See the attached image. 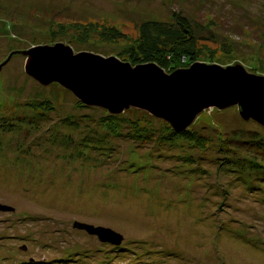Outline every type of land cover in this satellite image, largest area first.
<instances>
[{"label":"rangeland","instance_id":"1","mask_svg":"<svg viewBox=\"0 0 264 264\" xmlns=\"http://www.w3.org/2000/svg\"><path fill=\"white\" fill-rule=\"evenodd\" d=\"M176 17L187 19L203 39L194 45L196 63L241 65L264 77V0H0V20L19 25L8 36L0 26L1 107L54 106L40 134L0 129V204L15 208L0 211V264H264V176L244 161L264 165V153L240 141L230 144L240 149L231 159L221 151L233 133L239 140L250 141L254 133L264 139V127L243 120L237 107L211 108L196 118L187 130L209 140L200 149L183 140L173 147H138L115 138L111 153L73 161L66 159L67 148L48 143L69 132L64 119L84 124V116L99 121L103 113L80 109L59 84L44 87L29 77L21 51L44 45L57 32L76 55L130 64L125 49L140 39L142 27ZM29 25L39 29L31 33ZM153 128L155 139L165 136L161 123ZM85 132L74 137L80 141ZM131 148L150 163L145 170H127ZM189 154L192 170L184 162ZM75 222L110 228L124 240L120 246L103 243L75 229Z\"/></svg>","mask_w":264,"mask_h":264},{"label":"water","instance_id":"2","mask_svg":"<svg viewBox=\"0 0 264 264\" xmlns=\"http://www.w3.org/2000/svg\"><path fill=\"white\" fill-rule=\"evenodd\" d=\"M22 55L27 58L26 74L40 85L59 84L86 106L114 115L135 108L184 132L208 109L237 107L243 120L264 127V77L241 65L195 63L169 74L154 63L134 67L115 57L76 55L62 43L34 47ZM0 211L11 213L15 208L0 204ZM74 228L111 245L120 246L124 240L110 228L81 222H75Z\"/></svg>","mask_w":264,"mask_h":264},{"label":"trees","instance_id":"3","mask_svg":"<svg viewBox=\"0 0 264 264\" xmlns=\"http://www.w3.org/2000/svg\"><path fill=\"white\" fill-rule=\"evenodd\" d=\"M15 24L16 25L12 22L0 20V26H2V28H0L3 29L2 31L5 33L4 35L8 36L9 33H11V29L17 30V26L19 25L17 23ZM29 27L31 26L29 25ZM38 29L39 27L37 26L30 28L31 33L36 32ZM62 29L63 27H60V30ZM44 35L45 34L43 33V36ZM85 36L87 37L88 33H86ZM59 37V33L56 32L53 34L52 39L47 40V43H44V45L36 44L35 46H55L61 43L59 42ZM201 41H203V39L194 35L187 19L176 17V21L174 23L150 22L149 24L144 25L141 29L140 39L136 43L132 42V44H128V47L125 49L127 50L125 51V55L129 56L128 62L134 67L154 63L167 73L174 72L178 69L189 68L198 61V53L194 49V45ZM19 52L20 50H16L12 54L18 55ZM21 52L23 53L26 51L24 50ZM2 66H4V64ZM2 68H0V70ZM78 107L80 109H86L87 111L102 112L103 116L99 121L93 120L92 117L84 116V124L72 117L66 118L62 122L69 126V129L67 128L69 132L64 134L63 137H60V135L56 133L48 140V143L53 149L57 147L63 149L67 148L70 154L66 157V159L73 161L78 159L89 160L90 156L88 153L91 152L101 155L111 153L114 149L112 140L115 141V138L128 139L134 145L139 144L138 147H144V145L147 146L151 142L154 145L157 143V145L160 146L170 145L173 147L177 146L180 140H183L188 143L190 148L200 149L201 147L205 148L209 142L208 139L206 140L204 137H201L196 131L186 130L184 132H177L164 120H157L147 112L137 109L126 110L123 114L116 116L108 111H104L103 109L101 110L97 107L86 106L80 101H78ZM13 108L17 110H11L8 112L3 110L5 109V106L1 107L0 103V129H2L5 133H9V135H13L22 130L27 132L28 136H35L36 133L40 134L42 132L41 123L44 118L51 114L50 112L53 111L54 106L50 101H44L41 104H32L29 107L27 105L23 106L22 109L24 112L15 106ZM86 119L88 120L87 123ZM156 121L161 123L165 134V136L158 137L157 139H155L156 133L153 128ZM83 129L86 131V134L80 141H78L80 137L76 139L74 137V133L75 131H81ZM99 129L100 131H104L105 134L98 135L96 131ZM235 134L233 133L232 136L224 140L221 144V151H225L224 153L226 155L228 152V159L231 155H233V153L240 150L230 149V144L235 141L250 144L253 153L254 151H257L259 154L264 153V139L259 135V133L252 134V140L250 141L239 140V136L237 137ZM243 135H245L244 132ZM109 136L111 137V140ZM48 143H40V145L41 147H47ZM25 147V144L17 145L18 152H15L18 155L22 154L20 151H25ZM130 150L133 156L126 161L128 164L127 170L130 173L145 170L150 163L137 159L135 157L138 155V151L136 149L131 148ZM26 153L30 154V149L27 150ZM192 156L193 155L189 154V156H185L184 158V162L190 170H192L191 167L194 165L193 163H195L194 156ZM244 161L249 163L251 167L256 170L258 176H264V165L254 160Z\"/></svg>","mask_w":264,"mask_h":264}]
</instances>
